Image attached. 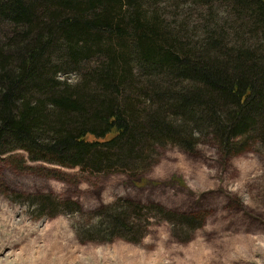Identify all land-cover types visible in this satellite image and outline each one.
<instances>
[{"label": "trees", "instance_id": "obj_1", "mask_svg": "<svg viewBox=\"0 0 264 264\" xmlns=\"http://www.w3.org/2000/svg\"><path fill=\"white\" fill-rule=\"evenodd\" d=\"M161 1L0 0V154L132 175L168 146L264 150V0H184L208 6L195 28ZM39 201L42 215L80 209ZM155 211L190 228L205 218L118 199L89 237L138 241Z\"/></svg>", "mask_w": 264, "mask_h": 264}, {"label": "rangeland", "instance_id": "obj_2", "mask_svg": "<svg viewBox=\"0 0 264 264\" xmlns=\"http://www.w3.org/2000/svg\"><path fill=\"white\" fill-rule=\"evenodd\" d=\"M159 5L167 17L183 8L191 24L208 7ZM189 35H196L192 28ZM41 195L80 209L64 203L61 213L51 216L48 207L42 215ZM118 199L205 218L190 228L155 211L138 241L90 238L97 212ZM0 264H264V150L225 156L210 140L192 152L168 146L151 168L132 175L31 161L23 150L0 154Z\"/></svg>", "mask_w": 264, "mask_h": 264}]
</instances>
